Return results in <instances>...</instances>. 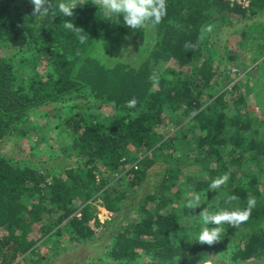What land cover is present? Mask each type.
Segmentation results:
<instances>
[{
    "label": "trees",
    "instance_id": "1",
    "mask_svg": "<svg viewBox=\"0 0 264 264\" xmlns=\"http://www.w3.org/2000/svg\"><path fill=\"white\" fill-rule=\"evenodd\" d=\"M241 1L249 7L166 0L167 14L152 26L154 44L136 57L139 64L108 66L93 51L113 23L102 19L93 0H78L83 4L72 17L55 19L33 16L29 0H0V45L30 48L38 63L27 72L20 66L30 63L24 56L19 63L0 60V142L23 133L42 107L70 95L66 102L76 105L63 119L71 139L64 152L78 162L57 172L0 156V264H44L92 241L103 227L99 201L116 218L130 208L108 246L117 264H240L264 258V119L249 109L250 89L241 92L236 83L228 90L232 70L238 77L247 63L249 32L241 33L237 48L226 43L223 51L212 37L227 20L247 21L264 12V0ZM64 21L88 39L82 43L60 27ZM131 100L135 107L128 106ZM104 107L112 115L96 113ZM70 109L80 111L73 115ZM184 143L193 163L202 166L200 180L174 164ZM185 152L182 160L189 158ZM159 162L167 167L158 190L135 203V193ZM225 174L228 181L210 189ZM195 194L201 200L192 211L184 204ZM250 196L256 206L246 222L224 224L213 246L195 244L197 217L189 219L191 211L198 215L202 205L209 212L243 209Z\"/></svg>",
    "mask_w": 264,
    "mask_h": 264
},
{
    "label": "rangeland",
    "instance_id": "2",
    "mask_svg": "<svg viewBox=\"0 0 264 264\" xmlns=\"http://www.w3.org/2000/svg\"><path fill=\"white\" fill-rule=\"evenodd\" d=\"M236 23V24H235ZM247 30L249 36L246 38V44L250 45V51H247V63L243 70L240 68V75H229L232 84H239L241 92L250 89L251 94L247 98L249 109L254 115L264 119V12L247 21L232 22L227 20L221 26L212 31L214 44L219 51H223V47L229 44L231 47L237 48L241 39V33ZM153 27L150 26L145 31L143 29L131 30L124 26L122 17L119 23H113L108 32L103 34L94 46L93 55L102 61L105 65L113 66L117 62L132 63L138 65L140 55H143L145 46L154 44ZM104 51V52H103ZM30 53V48L24 50L11 48L0 45V60L17 61L19 57L24 56L30 63L21 64L22 69L30 72V68L37 66L34 56ZM262 59L257 63H253V59L260 56ZM138 60H136L137 58ZM32 61V62H31ZM258 64H262V69H256ZM40 67H38L39 69ZM42 72V69H40ZM71 96H64L53 103L42 107L34 116L33 123L28 125L25 130L20 132L18 136L7 138L0 142V156L13 159L16 161H29L35 165H43L46 169L54 171H64L69 168L78 166V162L74 159L65 157L64 150H69L71 139L64 133L63 126L65 118L70 114L69 108L76 103H67L66 100ZM65 99V100H64ZM83 106V105H81ZM71 110V109H70ZM79 110L73 109V115ZM102 116L112 115V110L104 107L96 111ZM42 116V117H40ZM55 116V117H54ZM60 118V121L56 118ZM171 133L177 132V128L168 129ZM61 132V134H60ZM191 138V135H189ZM184 144L177 147L178 159H174V164H178L177 168L183 170L184 175L196 180L202 179V166L193 163V152L186 148ZM185 150L189 158L182 160L181 152ZM165 152L162 155H167ZM175 156V157H177ZM83 159V158H80ZM167 165L165 163H156L145 182L135 193V203L143 200L150 192L157 191L162 182V173ZM194 180V181H196ZM261 186L264 189V177L261 179ZM183 199H187L185 187H182ZM189 196V195H188ZM133 198V199H134ZM132 199V200H133ZM97 212L103 227L97 232L94 239L88 243L70 247L66 252H60L58 257L52 258L44 264H117L110 256L108 246L112 240L113 232L128 217L125 213H129L130 208L122 210L120 218H116V214L108 212L97 202ZM209 207H200L199 213ZM45 255H49L44 251ZM29 264H34L30 262ZM240 264H264V258L247 261Z\"/></svg>",
    "mask_w": 264,
    "mask_h": 264
},
{
    "label": "clouds",
    "instance_id": "3",
    "mask_svg": "<svg viewBox=\"0 0 264 264\" xmlns=\"http://www.w3.org/2000/svg\"><path fill=\"white\" fill-rule=\"evenodd\" d=\"M29 2L33 5V16L44 18L51 16L53 19L57 16L72 17L77 4H83L78 0H29ZM92 3L99 9L103 20L119 23L122 17L124 26L131 30L145 31L150 26L160 24L167 14L166 0H93ZM60 27L77 34L82 43L88 39L81 29L74 27L72 22L64 21ZM135 105V100L128 102L129 107H135ZM228 179V175L225 174L222 178L213 180L209 187L213 190L219 189ZM200 200V195L195 194L185 202L184 207L193 211L198 208ZM255 206L256 198L250 196L247 206L243 209L223 208L209 212L206 208L198 215H191V211L189 219L197 217L192 220L197 229L193 233L195 244L213 246L221 240L224 224L236 225L246 222ZM200 264H207V262L201 260Z\"/></svg>",
    "mask_w": 264,
    "mask_h": 264
},
{
    "label": "built area",
    "instance_id": "4",
    "mask_svg": "<svg viewBox=\"0 0 264 264\" xmlns=\"http://www.w3.org/2000/svg\"><path fill=\"white\" fill-rule=\"evenodd\" d=\"M227 2H229L231 4V6H233L235 3L242 5L244 8H248L249 7V2L248 1H241V0H225Z\"/></svg>",
    "mask_w": 264,
    "mask_h": 264
}]
</instances>
